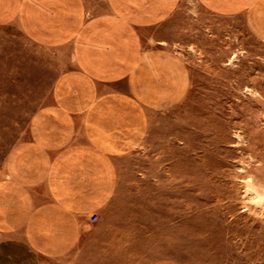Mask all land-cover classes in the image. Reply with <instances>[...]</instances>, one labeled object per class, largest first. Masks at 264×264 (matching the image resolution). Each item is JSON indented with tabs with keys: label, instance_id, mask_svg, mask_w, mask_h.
<instances>
[{
	"label": "crops",
	"instance_id": "1",
	"mask_svg": "<svg viewBox=\"0 0 264 264\" xmlns=\"http://www.w3.org/2000/svg\"><path fill=\"white\" fill-rule=\"evenodd\" d=\"M181 1L0 0V27L58 67L0 174V264H182L124 242L112 208L119 165L187 95L186 63L155 34ZM194 1L264 41V0Z\"/></svg>",
	"mask_w": 264,
	"mask_h": 264
},
{
	"label": "rangeland",
	"instance_id": "2",
	"mask_svg": "<svg viewBox=\"0 0 264 264\" xmlns=\"http://www.w3.org/2000/svg\"><path fill=\"white\" fill-rule=\"evenodd\" d=\"M20 33L0 27V174L58 70ZM155 34L186 63L189 87L119 165L124 242L182 264H264V41L194 0Z\"/></svg>",
	"mask_w": 264,
	"mask_h": 264
},
{
	"label": "built area",
	"instance_id": "3",
	"mask_svg": "<svg viewBox=\"0 0 264 264\" xmlns=\"http://www.w3.org/2000/svg\"><path fill=\"white\" fill-rule=\"evenodd\" d=\"M95 219H96V217H94V216L91 217V220H92V221H94Z\"/></svg>",
	"mask_w": 264,
	"mask_h": 264
}]
</instances>
